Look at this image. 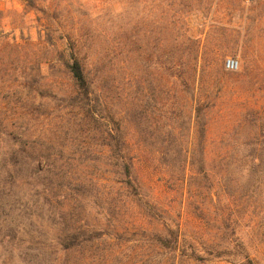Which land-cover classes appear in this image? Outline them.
<instances>
[{
  "label": "rangeland",
  "instance_id": "1",
  "mask_svg": "<svg viewBox=\"0 0 264 264\" xmlns=\"http://www.w3.org/2000/svg\"><path fill=\"white\" fill-rule=\"evenodd\" d=\"M77 221L70 264H264V0H0V264H52Z\"/></svg>",
  "mask_w": 264,
  "mask_h": 264
},
{
  "label": "trees",
  "instance_id": "2",
  "mask_svg": "<svg viewBox=\"0 0 264 264\" xmlns=\"http://www.w3.org/2000/svg\"><path fill=\"white\" fill-rule=\"evenodd\" d=\"M67 71L71 75V78L74 82L75 88H76V96L70 95V98H76L79 97L81 100V106L82 107H89L91 106V103L93 102L92 97L94 96L95 90H94V82L90 79L89 74L80 59L77 50L72 51L70 55V61L67 63L66 66ZM99 87H102L99 84ZM197 87L195 88L194 85V96L197 98L196 91ZM43 95V93H41ZM198 106L196 107V115L194 121H192V125H194L195 133L197 140L194 143L197 146H199V149L204 150V144L206 139V130L207 125L204 121V116L202 113V110L206 107L208 103L201 101V99L198 100ZM104 112V110H102ZM125 117H122L121 123ZM115 135V132L112 133ZM116 145L115 147L117 149H120L122 151H119L121 154L117 161V168L121 172V178H123L121 181H119L122 184H132V177H133V171L135 169V158L134 157H128L127 150L129 149L127 139L124 135H121L119 129L116 130ZM202 165L203 161H199ZM251 164V171L252 172H259L258 165H256L255 162H252ZM203 171V169H202ZM128 179V181L124 180ZM135 183V180H134ZM78 223H81L80 221L75 222L72 226H70L66 231L61 233L63 236H65L64 239H62L60 236L58 238V242H56L55 246L52 249V256H53V262L52 264H70V260L72 255L81 252L82 250L91 247V245L95 242L97 235L91 234L94 232L93 229L86 230L84 229L83 225H79ZM151 241L150 248H153V251L155 253H160V251L165 252H173L174 250H177V246L179 243V236L178 233L170 231L168 235L161 236V235H155L153 236ZM149 260L153 258L152 255H149ZM155 260V259H154ZM151 262V261H150ZM149 263V261H147ZM75 264H78V262H75Z\"/></svg>",
  "mask_w": 264,
  "mask_h": 264
},
{
  "label": "built area",
  "instance_id": "3",
  "mask_svg": "<svg viewBox=\"0 0 264 264\" xmlns=\"http://www.w3.org/2000/svg\"><path fill=\"white\" fill-rule=\"evenodd\" d=\"M247 4L255 3L257 0H244ZM226 68L230 71H236L239 68L238 60L235 58H229L226 61Z\"/></svg>",
  "mask_w": 264,
  "mask_h": 264
}]
</instances>
